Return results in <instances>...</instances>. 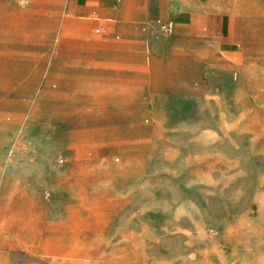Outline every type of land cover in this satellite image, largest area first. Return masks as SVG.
<instances>
[{
    "label": "rangeland",
    "instance_id": "rangeland-1",
    "mask_svg": "<svg viewBox=\"0 0 264 264\" xmlns=\"http://www.w3.org/2000/svg\"><path fill=\"white\" fill-rule=\"evenodd\" d=\"M248 7L177 58L170 113L71 144L30 111L28 55L0 51V264H264V0Z\"/></svg>",
    "mask_w": 264,
    "mask_h": 264
},
{
    "label": "crops",
    "instance_id": "crops-1",
    "mask_svg": "<svg viewBox=\"0 0 264 264\" xmlns=\"http://www.w3.org/2000/svg\"><path fill=\"white\" fill-rule=\"evenodd\" d=\"M0 2L7 4L9 27H18L8 31L14 41L0 43V51L28 55L30 75L41 74L24 90L30 111L57 116L59 137L71 144L79 133L140 127V116L170 113L177 58L201 52L218 31L236 34L231 20L260 18L248 5L262 0ZM157 19L172 23V31L164 33ZM112 151L108 143L106 154Z\"/></svg>",
    "mask_w": 264,
    "mask_h": 264
},
{
    "label": "built area",
    "instance_id": "built-area-1",
    "mask_svg": "<svg viewBox=\"0 0 264 264\" xmlns=\"http://www.w3.org/2000/svg\"><path fill=\"white\" fill-rule=\"evenodd\" d=\"M156 23L159 25V28L164 32V33H170L173 29V24L170 23V22H164L163 20L161 19H157L156 20ZM59 161L60 162H63L64 161V158L61 156L59 158Z\"/></svg>",
    "mask_w": 264,
    "mask_h": 264
}]
</instances>
